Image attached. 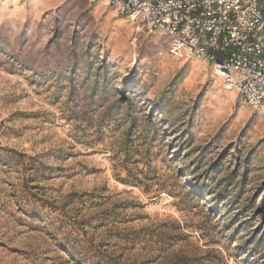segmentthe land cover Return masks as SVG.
Segmentation results:
<instances>
[{
  "label": "rangeland",
  "instance_id": "rangeland-1",
  "mask_svg": "<svg viewBox=\"0 0 264 264\" xmlns=\"http://www.w3.org/2000/svg\"><path fill=\"white\" fill-rule=\"evenodd\" d=\"M101 1L0 0V264H264V109Z\"/></svg>",
  "mask_w": 264,
  "mask_h": 264
},
{
  "label": "built area",
  "instance_id": "built-area-1",
  "mask_svg": "<svg viewBox=\"0 0 264 264\" xmlns=\"http://www.w3.org/2000/svg\"><path fill=\"white\" fill-rule=\"evenodd\" d=\"M138 31L159 32L177 56L212 65L228 91L264 109V0H107Z\"/></svg>",
  "mask_w": 264,
  "mask_h": 264
},
{
  "label": "crops",
  "instance_id": "crops-1",
  "mask_svg": "<svg viewBox=\"0 0 264 264\" xmlns=\"http://www.w3.org/2000/svg\"><path fill=\"white\" fill-rule=\"evenodd\" d=\"M101 2H102V4H108L107 0H102Z\"/></svg>",
  "mask_w": 264,
  "mask_h": 264
},
{
  "label": "trees",
  "instance_id": "trees-1",
  "mask_svg": "<svg viewBox=\"0 0 264 264\" xmlns=\"http://www.w3.org/2000/svg\"><path fill=\"white\" fill-rule=\"evenodd\" d=\"M186 259H187L186 257L181 258V260H184V261H187Z\"/></svg>",
  "mask_w": 264,
  "mask_h": 264
}]
</instances>
